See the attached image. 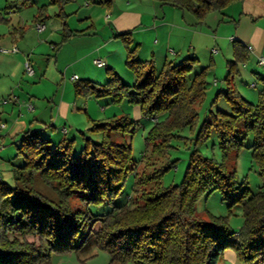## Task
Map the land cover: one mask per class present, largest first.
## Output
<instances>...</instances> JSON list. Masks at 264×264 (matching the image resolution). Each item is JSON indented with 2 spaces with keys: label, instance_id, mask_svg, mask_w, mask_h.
<instances>
[{
  "label": "trees",
  "instance_id": "trees-1",
  "mask_svg": "<svg viewBox=\"0 0 264 264\" xmlns=\"http://www.w3.org/2000/svg\"><path fill=\"white\" fill-rule=\"evenodd\" d=\"M29 1L19 0L12 7ZM159 1L191 10L203 19L212 10L243 0ZM47 7L41 6L36 23L48 17ZM0 21L7 20L0 16ZM81 33L65 28L54 48ZM130 33L118 36L129 45L126 64L135 72L136 82L126 83L113 67H107L105 84L77 79L75 93L139 104L144 115L155 120L146 136L149 157L157 155L166 162L147 175L136 173L134 195L99 216L91 206L113 204L136 165L129 116L93 120L91 129L101 132L103 139L94 141L86 135L91 145L78 154L75 139L55 142L37 129H27L19 147L24 163L15 168V184L0 178V264H53V253L79 249L89 235L111 253L109 264H219L228 249L245 264L264 263V186L252 192L247 181L237 179L235 167L239 151L252 136L250 147L264 180V88L254 104L239 93L229 74L227 90L218 96L225 94L231 110L218 109L198 127L182 182L163 187L160 179L174 165L169 157L172 141L184 137L185 128L195 131L197 105L205 97L210 66L194 72L198 59L190 55L178 63L167 61L158 70L152 62L138 58ZM235 55L245 60L249 48L238 42ZM212 130L219 137L222 161L197 148ZM217 189L229 206L242 205L245 222L239 231L232 230L224 217L198 211V200ZM95 223H100L96 230Z\"/></svg>",
  "mask_w": 264,
  "mask_h": 264
},
{
  "label": "rangeland",
  "instance_id": "rangeland-1",
  "mask_svg": "<svg viewBox=\"0 0 264 264\" xmlns=\"http://www.w3.org/2000/svg\"><path fill=\"white\" fill-rule=\"evenodd\" d=\"M111 1L113 4L111 6L112 8L136 9L142 12L143 20L141 24L135 29L130 30V37L132 39L130 45L137 46L138 58L142 61L152 62L158 70H161L167 61L178 63L187 56L195 55L198 63L194 72L200 71L204 66H210V71L207 74L206 94L204 99L197 105L199 117L195 131L185 128L181 131L184 137L175 138L172 141L169 157L171 161H174V165L169 167L160 179V184L163 187L179 184L184 178L190 155L196 147L195 139L198 127L206 119L212 118V115L217 113L218 109L225 111L231 110L230 102L225 94L221 93L218 96L219 92H226L228 87L226 78L229 77V74L230 80L244 98L254 104L259 103L260 92L264 88V64L258 62V58L264 56V17H256L253 14L247 13L243 9L241 2H233L223 9L212 10L203 19L199 18L191 10L181 9L170 3H162L159 0H73V2L68 3L65 10L67 13H70L68 17L75 14L74 17H71V21H78L75 27H80L79 25H81L76 16L77 12L79 16L86 15V13L91 14L93 20L90 19L88 23L95 21L96 28L99 29L100 34L104 37H112L105 44L104 54L102 56L96 54L93 58L105 60L103 56L109 57L111 63L117 68L115 70L128 84H134L136 82V75L126 64L129 45L121 37L112 36L113 18H109V21H106L107 10L111 9L107 3H111ZM17 2L19 0H0V16L7 17L13 9L17 10L20 8L23 16L29 19V25L34 26L32 20L33 7H29V3L21 5L18 8L12 7V4ZM32 2L33 0H30V3ZM52 9H50V14L52 17H55ZM8 23L7 21H0V31H6L8 29ZM34 32L37 31L32 28L31 33L28 34L32 40ZM59 41L60 38L55 40L57 43ZM238 42H243L250 48L248 58L245 60L237 59L235 55V44ZM47 43L50 44V42ZM213 48H216L217 52H213ZM172 49L177 53L184 52V55H172L170 53ZM154 51H156L155 55L153 54ZM139 52L146 53V56L149 55L148 58H145L146 56L144 58L141 57ZM1 56L4 55H0V72L4 73L2 77L6 81L16 79L15 83L17 87L14 94L19 96L18 98L13 94L5 95L0 92V99H9L7 104L2 103L4 105L3 107L5 109L7 108L5 111L7 115L14 112L13 116L16 117L20 113H26L22 107L25 101H28L32 97L33 102L31 104L36 106L35 100L38 98L45 101L50 100L48 93H53L58 86L60 87V84H54V82L50 81L46 82V77L49 78V76L42 72H40V75L37 73L35 77L26 75L23 78L21 73L17 78L11 76L10 69L14 65V62L16 60L18 61V58H14L13 56L16 55L12 54L7 55L6 59H3ZM41 61L43 63L45 62V60ZM44 66L46 65L44 64ZM76 67L78 68L79 65ZM88 68L94 73L93 80L97 83L105 84L108 81L107 66L93 64L89 65ZM230 71L233 72L230 73ZM72 73V71L68 73V78L63 77L65 85L66 82L72 84L70 78ZM216 79L217 83H215ZM48 83H50V86H46ZM61 86H63V83ZM67 93L68 99L74 98L71 85H69ZM33 94L36 97L32 96ZM45 95L48 97H45ZM79 97V105L89 98L90 114L85 112L86 108L80 110L82 111L80 114L81 117L75 118L76 126L74 128L67 121L65 127H67V130L70 128L68 134L60 133L56 130L55 132H45L44 129H46V126L44 124L41 126L43 128H37V126L30 128L37 129L38 131L42 129L44 132L40 131L41 136L51 137L55 142L61 140L62 137L68 140L75 139L74 148L75 153L78 154L84 146L91 145L87 143L86 135L92 137L94 141L103 139L104 135L101 132L91 129L94 125L93 120L103 122L114 115L129 116L130 121H133L130 124L133 130L131 131L129 140L132 145V157L136 165L134 170L128 175L120 195L115 198L113 204L106 202L100 206H91L93 214L102 216L109 212L113 205H122L134 195L136 173L144 175L152 173L164 164L166 159L158 157L157 155L151 158L149 157L146 136L155 123V120L145 116L139 104L131 103L128 99L116 102L111 97L98 98L93 95ZM16 98H18L17 101ZM3 107H0V109ZM12 108L14 109L13 111ZM46 115H48V112ZM3 118L6 119V115ZM7 120L10 121L8 118ZM63 123L64 121L61 123L57 122L56 126L59 128ZM46 125L49 129L52 128L50 121ZM0 131L2 134L6 133V129H0ZM49 134L51 136H48ZM22 136L21 133L18 139L14 140L8 138L5 134L1 142L0 174L4 181L12 185L16 181L15 168L24 163V157L19 151ZM252 142L253 137L249 136L246 145L239 151L236 157L235 167L237 179L241 182L247 181L250 190L257 192L264 186V180L261 176L259 166L254 159L252 148L250 147ZM197 148L208 157H214L219 161L223 159L219 137L215 130H212L209 139L203 144L197 145ZM73 203H78V201L74 199ZM197 209L202 214L226 218L230 228L234 231H239L245 222L242 205L229 206L228 202L223 199V194L219 189L209 194H204L198 200ZM99 226L100 223H95L94 230ZM51 259L53 264H109L111 262V253L97 245L94 235H89L81 248L74 249L71 252L53 253ZM219 264L245 263L237 258L236 252L233 249H228L223 258L220 259Z\"/></svg>",
  "mask_w": 264,
  "mask_h": 264
},
{
  "label": "crops",
  "instance_id": "crops-1",
  "mask_svg": "<svg viewBox=\"0 0 264 264\" xmlns=\"http://www.w3.org/2000/svg\"><path fill=\"white\" fill-rule=\"evenodd\" d=\"M50 2L51 0H33L32 3L29 1V7H33L32 20L34 26L29 25V19L25 18L20 12L21 9L18 8L17 10L13 9L9 16L4 17L7 22H9L8 29L6 31L4 30V32L0 31V55H4L1 57L6 59L7 55L12 54L16 55L13 56L14 58H18V61L16 60L10 69L11 76L17 78L21 73L23 78H25L26 75L29 77H35L37 73L40 75V72H42L49 76V78L46 77V82L50 81L54 82V84H60V87L58 86L53 93H48L50 100H40L41 98L37 97L38 99L34 101L36 106L32 104L33 107H30L28 104L33 101L32 97L29 98L28 101H25L22 104L26 113H20L16 117L13 116L14 112L7 115L5 112L7 108L5 109L3 107L4 105L0 104V107H3L0 109V113L3 112L0 114V123L3 122L6 124L5 127L0 126V129H6V133L4 132L6 136L14 140L18 139L19 135L30 127L37 126V128H43L41 127L43 124L46 126V129H44L45 132H55L56 130L57 132L68 134L70 132V128L67 130V127H65L67 121L70 122L72 128H74L76 126V121H74L75 118L81 117L80 114L82 111L80 110L86 108L85 112L90 114L89 98L84 100L85 102L81 105L78 103V98L80 97L75 93L74 85L76 80L73 79V76L78 75V80H93L95 75L89 70L88 66L93 64L97 65L95 61L97 58H93L94 55L98 54L102 56L104 54L103 50L105 48V44L112 38L104 37L100 34L99 29L96 28L95 21L88 23L90 19L93 20L91 14L86 13V15L83 14L79 16L77 12L76 16L81 25H79L80 27H75L77 26L76 24L78 21H71V17H74L75 14L68 17V14L70 13H67L65 10L66 5L73 2V0H60L54 4H50ZM241 3L243 5V9L247 13L253 14L256 17H264V0H243ZM43 5H48L47 12L45 14L48 17L43 22L45 24V29L39 31L36 27L35 16L38 14L41 6ZM107 5L111 7L113 5L112 1L111 3H107ZM51 8H53L52 10L55 17H52L50 14ZM109 18H113L112 36L119 37V33L133 30L139 26L143 20V14L140 10L136 9H118L116 7H111V9L107 10L106 21H109ZM32 28L37 31L34 32L33 40L28 36V34L31 33ZM65 28L83 30V33L72 35L68 40L55 49L54 45H58L63 39ZM59 38L60 41L58 43L55 42V40H58ZM47 42H50V44ZM15 45L18 47V50L15 52L2 51V48L12 49ZM170 53L172 55L175 54L176 56L180 54L184 55V52L177 53L174 49H172ZM145 54L146 53L139 52V55L143 58L146 56ZM153 54L155 55L156 51H154ZM148 56L149 55L145 58H148ZM103 58H105V60H101L104 61L105 66L113 67L114 69L116 68L113 63H111L109 57L107 58V56H103ZM27 60L30 61L33 67L35 66V72L33 75L28 74L26 70L25 62ZM41 60H45V62L43 63ZM33 62L35 63L34 65ZM44 64L46 66H44ZM78 65L79 67L77 68L76 66ZM70 71L73 72L70 77L72 84L66 82L65 85L63 77L68 78V73ZM3 75L4 73L0 72V92L5 95L13 94L15 97L19 98V96L14 94L17 87L15 83L16 79L6 81V79L2 77ZM62 83L63 86H61ZM69 85L72 86L74 94L73 99L67 98ZM46 86H50V83ZM32 96L36 97L35 94ZM45 97L48 96L45 95ZM18 98H16V101ZM8 101L9 99L5 103L7 104ZM13 110L14 109L12 108V111ZM47 112L48 115H46ZM5 115L6 119L3 118ZM7 118L10 119V121H8ZM48 121L52 124V128L50 129L46 125ZM62 121H64L63 125H60L58 128L56 126L57 122L61 123ZM39 130L44 132L42 129ZM5 134H2L0 131V142H2ZM48 136H51V134Z\"/></svg>",
  "mask_w": 264,
  "mask_h": 264
},
{
  "label": "built area",
  "instance_id": "built-area-1",
  "mask_svg": "<svg viewBox=\"0 0 264 264\" xmlns=\"http://www.w3.org/2000/svg\"><path fill=\"white\" fill-rule=\"evenodd\" d=\"M36 27H37V29H38L39 31H42V30L45 29V24H44L43 22H37V23H36ZM232 38L235 39L234 37H232ZM17 50H18V47H17L16 45L13 46L12 49L2 48V51H4V52H15V51H17ZM213 51H214V52H217V49H216V48H213ZM95 61H96V63H97L98 66H104V61H103V60H101V59H96ZM259 63H260V64H264V56H260V57H259ZM25 67H26V70H27L28 74H30V75H33V74H34V72H35L34 67L32 66V64L30 63L29 60H27V61L25 62ZM73 79H74V80H77V79H78V75H74V76H73ZM215 83H217V80H215ZM6 101H7V100H5V99H0V104L5 103ZM28 105H29L30 107H33L31 103H29ZM0 126L5 127L6 124L3 123V122H1V123H0ZM65 131H66V129H65ZM1 149H2V146H1V142H0V151H1ZM1 177H2V176H1V174H0V178H1Z\"/></svg>",
  "mask_w": 264,
  "mask_h": 264
}]
</instances>
